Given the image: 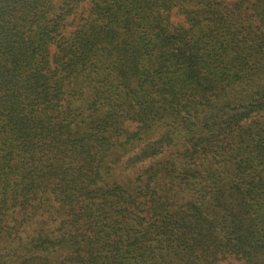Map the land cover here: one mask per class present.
Here are the masks:
<instances>
[{
    "label": "trees",
    "instance_id": "1",
    "mask_svg": "<svg viewBox=\"0 0 264 264\" xmlns=\"http://www.w3.org/2000/svg\"><path fill=\"white\" fill-rule=\"evenodd\" d=\"M0 264H264V0H0Z\"/></svg>",
    "mask_w": 264,
    "mask_h": 264
},
{
    "label": "rangeland",
    "instance_id": "2",
    "mask_svg": "<svg viewBox=\"0 0 264 264\" xmlns=\"http://www.w3.org/2000/svg\"><path fill=\"white\" fill-rule=\"evenodd\" d=\"M181 17H182L181 15L174 16V17H173V20H174L175 22H180V21H181V20H180Z\"/></svg>",
    "mask_w": 264,
    "mask_h": 264
}]
</instances>
